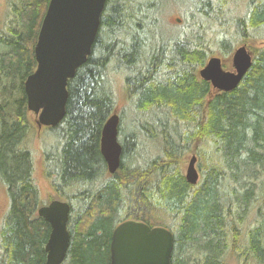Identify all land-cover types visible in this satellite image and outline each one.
<instances>
[{"label": "trees", "instance_id": "trees-1", "mask_svg": "<svg viewBox=\"0 0 264 264\" xmlns=\"http://www.w3.org/2000/svg\"><path fill=\"white\" fill-rule=\"evenodd\" d=\"M6 1L0 183L9 206L0 264H45L51 226L37 211L54 199L71 205L63 264H110L112 233L127 219L170 229L172 264H226L229 254L239 264H264V0H193L179 28L164 24V0H107L92 53L69 80L66 115L49 127L54 140L42 151L54 191L48 200L35 178L37 127L24 82L37 67L34 48L50 0ZM241 44L254 52L252 67L234 90L215 91L198 71L217 51L227 57ZM121 91L128 103L119 112L122 162L109 176L101 135ZM139 137L151 140L152 156H139ZM190 153L201 159L196 185L185 178ZM253 209L262 217L246 232Z\"/></svg>", "mask_w": 264, "mask_h": 264}, {"label": "water", "instance_id": "water-1", "mask_svg": "<svg viewBox=\"0 0 264 264\" xmlns=\"http://www.w3.org/2000/svg\"><path fill=\"white\" fill-rule=\"evenodd\" d=\"M107 0H50L34 48L36 69L30 73L24 90L28 111L36 115L38 129L58 125L66 115L68 83L92 53ZM181 22V19H178ZM254 54L247 44L232 53V69L224 60L211 56L198 74L217 92H230L252 67ZM120 115L116 108L105 123L100 150L108 172L121 167L123 147L119 141ZM198 157L193 154L185 169L188 183L200 180ZM71 205L54 199L38 209V215L51 226L45 245V264H62L68 255L71 234L68 222ZM174 233L164 226H150L134 219L118 224L110 244V264H172Z\"/></svg>", "mask_w": 264, "mask_h": 264}, {"label": "rangeland", "instance_id": "rangeland-1", "mask_svg": "<svg viewBox=\"0 0 264 264\" xmlns=\"http://www.w3.org/2000/svg\"><path fill=\"white\" fill-rule=\"evenodd\" d=\"M161 7H162L161 18H162L164 24L169 25V26H173L175 28H179L180 25H182L183 27H184V25H187V24H184L186 21L185 19H186V17L190 16L191 11L194 9V3H193V0H164L163 3L161 4ZM7 9H8L7 1L6 0H0V22H1L2 18L4 17L5 13L7 12ZM178 19H181V22H179ZM215 30H216V26L214 24L212 26V29H208L210 34L213 33V31H215ZM172 31H174V30H172ZM214 36H216L218 38L219 35H214ZM238 46H240V45H236L235 48H237ZM250 50H252V49L250 48ZM232 53L229 56L224 57L220 54V52L217 51L214 55H218V56L223 58L224 67L226 69H232ZM123 83H124L123 78L119 77L117 79V86H118L119 90H122L121 87H122ZM119 100H120V102H119V105L117 107L118 112L123 110L128 105L127 100H126L122 91L119 94ZM28 115H29L30 120L33 121L35 124L36 115L30 111H28ZM130 118L131 117L128 116L125 119L124 127H125L127 132H130L132 129H134L133 124H132V120ZM53 140H54V136H51V132H50L48 127H44L41 130H39L37 127L36 135L32 141L34 154H35V158H36V164H37V169L35 172V178L38 182V185L41 188L43 198L47 199V200L49 199V196H52L54 194V191H53L51 183L44 176V173H43V158H42L43 153H42V151L46 146H48L50 143H52ZM119 140H120V135H119ZM138 143H139L138 153H140L139 154L140 157L145 156V158H148L149 152H150V155L152 156V152L149 150V148H152V142L150 139L146 138L142 142L140 140V137H139ZM193 154L194 153H190L187 156V158L184 162V170L186 169V166L188 164V160L191 158V156ZM197 157H198L197 167H198L200 174H201V170L199 167V161L201 159L198 155H197ZM109 176H112V175L109 174ZM201 178H202V176H201ZM8 206H9V196L7 194L5 186L0 183V222H1V219L4 215V213L6 212ZM159 212H161V211H159ZM258 213H259L258 210L253 209L251 211V213L249 214L248 226L252 230H253L252 227H256L257 224L259 223L258 220H261L262 216ZM247 230L250 231L249 229H247ZM225 258H226V264H239V261L234 256H231L230 254L227 255Z\"/></svg>", "mask_w": 264, "mask_h": 264}, {"label": "flooded vegetation", "instance_id": "flooded-vegetation-1", "mask_svg": "<svg viewBox=\"0 0 264 264\" xmlns=\"http://www.w3.org/2000/svg\"><path fill=\"white\" fill-rule=\"evenodd\" d=\"M249 230H250V232H251L252 229L249 228ZM246 232H248V230H246Z\"/></svg>", "mask_w": 264, "mask_h": 264}]
</instances>
